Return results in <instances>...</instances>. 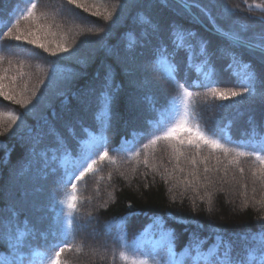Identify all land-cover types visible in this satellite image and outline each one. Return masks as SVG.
Here are the masks:
<instances>
[{
  "label": "trees",
  "instance_id": "obj_1",
  "mask_svg": "<svg viewBox=\"0 0 264 264\" xmlns=\"http://www.w3.org/2000/svg\"><path fill=\"white\" fill-rule=\"evenodd\" d=\"M146 1L79 0L89 9L85 12L68 0H35L38 22L51 26L47 33H38L41 42L50 49L48 52L7 34L0 35V74L8 77L2 83L4 90L14 96L12 100L0 96V113H14L17 117L13 121L7 115L0 116V259L13 252L10 242L23 232V243L16 250V255L23 258L21 264H45V257L59 251L56 245L64 248L60 257L62 264H130L120 259L121 252L130 259L146 260L147 264H171L173 258L192 264L188 246L197 239L202 245L199 251L209 254L211 248L215 260L223 264L225 247L229 244L231 258L242 260L246 251L255 247L253 237L264 234V181L259 178L264 165L256 159L257 155L264 157L261 150L264 149L261 116L264 85L259 75L263 70L255 63L264 66V56L223 39L205 24V18H211L219 33L232 34L233 39L261 50L258 46L264 42V0H196L200 8L206 9V14L198 7H192L190 14L176 1L168 0L167 4L160 1L161 6L176 9L177 15H173L185 28L194 30L199 38L206 36L207 55H197L194 65L202 66L203 70L211 68L214 80L203 86L195 66H188L183 51L175 57V80L166 79L156 70L153 61L157 47L168 43L167 34L164 42H151L147 49L150 59L146 61L150 65L144 74L148 73L152 81L163 83L169 95L161 100L153 96L142 98L139 94L140 101L150 109L143 106L145 112L139 113L137 129L123 120L127 113V95L122 94L123 85L127 87L126 75L122 71V59L116 61L118 53L111 54V51L119 48V55L137 52L136 45L140 46V55L146 51V43L141 42L125 50V36L136 30V16ZM54 4L81 19L82 24H70L59 18L51 8ZM2 6L0 31L7 33L4 25L10 19L14 23V18L29 4L27 0H9ZM97 11L99 15L92 14ZM108 13H112L111 18H106ZM17 27L27 33L36 30V23L32 19H20L12 28V36L17 34ZM216 41L237 52L239 62L244 59L255 63L252 70L257 78L252 94L245 92L228 68L232 57L220 56V49L218 54L217 49L211 50V43ZM58 46L66 47L67 51H61ZM168 47L171 50L170 44ZM18 51L37 60L21 58ZM180 84L192 93L191 97L183 95ZM213 87L242 95L220 100L211 95ZM82 93L91 98L89 113L79 112L81 98H86ZM102 93L111 96L110 109H102ZM17 100L28 103H17ZM174 102L180 116L187 104L190 127L198 126L234 151L225 155L207 146L197 151L185 143L180 145L183 155H179L170 147L175 140L161 139L152 145L150 141L162 135L158 121L169 115ZM116 109L120 115L119 123L114 125ZM71 119H75L73 123ZM175 119L167 120V126H172ZM182 135L188 139L186 134ZM101 141L111 159L99 161L103 148H95L93 157L98 163L94 170L82 180L74 181L76 207L71 212L72 227L65 238L61 234V221L69 218L67 203L72 191L70 184L65 186V169L72 168L83 143ZM26 146L28 150H24ZM236 152L251 155L237 156ZM28 154L35 158L34 164H29ZM16 164H22L29 180L39 183L43 189L37 196L41 197L40 206L46 208L37 215L41 222L37 223L49 224L47 234L35 232L31 227L36 216L12 207L20 206L19 202L3 196L6 174ZM38 168L42 171L38 172ZM86 225L96 228V242L91 241ZM90 251H95L93 261ZM195 255L193 251L192 256Z\"/></svg>",
  "mask_w": 264,
  "mask_h": 264
},
{
  "label": "snow or ice",
  "instance_id": "obj_2",
  "mask_svg": "<svg viewBox=\"0 0 264 264\" xmlns=\"http://www.w3.org/2000/svg\"><path fill=\"white\" fill-rule=\"evenodd\" d=\"M29 6L20 13L18 17H15V22L10 19L7 24L4 25L7 28V33L0 31V35L7 34L12 39L16 41L23 40L24 42L34 45L36 47L43 48L46 52L50 51V49L46 46V44L42 43L40 40V36L38 35L39 32L44 31L48 32L51 28L50 25H44L39 23L40 17L35 15V9L37 4L35 0H27ZM168 0H164V3L167 4ZM177 2L181 5L182 9L186 12H191L192 7L200 8V5L196 3V0H177ZM69 4H75L77 8H83L85 12L89 9L85 7L83 4L79 3V0H68ZM258 7V6H257ZM202 12H205L206 9L200 8ZM93 15H99V12H93ZM112 13H108L106 18H111ZM20 19H32L36 23V30H29L27 33H22L19 28L17 27V34L12 36V28L16 27L19 24ZM211 19V18H210ZM193 20H196V17L193 16ZM2 22V21H0ZM146 23H150V21H145ZM154 30H158L154 26ZM222 31V30H221ZM227 39H233L232 34H226ZM167 44L161 43L156 49V56L154 58L153 63L155 64L156 70L161 73L166 79L170 81H174L176 77L177 65L175 62V57L183 51L186 54L188 66H194V60L197 55L203 57L207 55V41L203 40L202 38L198 37V34L192 30L185 28L180 23H173L167 26ZM171 45V50H169L168 45ZM61 51H67V48L64 46H58ZM262 52H264V42H262L258 46ZM52 55H56L55 51L51 52ZM232 64H229V68L233 67V64L240 63L236 61L235 56L232 57ZM244 69L243 75L241 76V83L244 87L245 92L252 94L255 91L254 88V80L256 79L255 74L250 70V66L246 64H242ZM23 75V73H21ZM3 74H0V96H3L7 100L14 99V96L10 94V92H6L4 90L5 85L2 83L3 80L7 79ZM13 83L16 80V77H11ZM264 83V81H261ZM179 87L183 90V95L185 97H191L192 93L184 89V85L180 84ZM211 95L216 97L220 100H228L230 98L241 96L242 93L238 91H220L217 88L213 87L211 91ZM111 96L107 93L101 94V101H102V109L107 107L110 109L111 105ZM17 103H28V101H16ZM185 111L183 116L179 115V110L175 106V102L173 107L169 110V115L167 117L162 116L161 120L158 121L157 127L158 130H162V135H156L154 139L150 141L152 145H155L158 140H166V141H173L175 140V144H170L172 151L179 155H183L180 150V145H184L187 143L191 145L199 151L202 146H207L213 150H221L227 155L230 151H234V149H230L225 146V144L221 143L219 139H215L210 135H206L198 126L190 127L188 124V114H187V104H185ZM7 115L11 120L15 121L17 117L14 113H0V116ZM176 118L175 123L172 126H167V120ZM182 134H186L188 139L185 140ZM147 147V145H145ZM95 148H103V151L99 152V161H104L105 159H111L109 157V153L107 151L106 146L101 141L97 144L92 143H83L80 155L72 161V168L65 169L64 173V181L65 186L71 185V194L68 196V219L61 221L62 226V236L67 237L68 232L71 230L72 227V220H71V212L76 207V189L77 184L74 181H80L83 177L94 170V166L98 163L97 159L93 157V150ZM264 151V149H261ZM138 155V153H137ZM237 156H245L251 155V153L246 152H236ZM178 158V157H177ZM256 159L260 162L261 165H264V157L260 155L256 156ZM90 161V162H89ZM114 163L115 161L112 160ZM192 164L195 165V159H192ZM182 170V169H181ZM205 172L208 171L207 168L204 170ZM241 173L243 169L240 170ZM255 176L256 173H253ZM259 178L264 181V168L261 169ZM64 201H60V204L63 206ZM63 212L60 213V216H63ZM23 232H19L11 243V248L13 252L10 253L9 256L0 259V264H21L23 258L16 255V250L19 246L23 243ZM195 237V234H194ZM253 241L255 244L254 248H250L246 251V256L242 260H233L231 258V245L229 244L225 247V258L223 264H264V234L258 235L253 237ZM223 240L221 239V244L223 245ZM59 247V251H55L53 256L45 257L44 259L47 261V264H62L60 259L61 253L64 251L62 246L56 245ZM202 248V245L199 243L197 239L194 244L188 246V254L191 258L192 264H219L217 260H215L214 256L211 254V248L208 250L209 254H204L203 252L199 251ZM193 251H196V255L192 256ZM171 256V253H170ZM120 259L126 262L130 261V264H147L146 260H138L135 258L130 259L128 255L124 252L120 253ZM171 264H186L185 261H177L174 258L171 261Z\"/></svg>",
  "mask_w": 264,
  "mask_h": 264
},
{
  "label": "rangeland",
  "instance_id": "obj_3",
  "mask_svg": "<svg viewBox=\"0 0 264 264\" xmlns=\"http://www.w3.org/2000/svg\"><path fill=\"white\" fill-rule=\"evenodd\" d=\"M8 1L9 0H0V9H2V7H3L2 5L7 3ZM160 1L161 0H159V3H158L157 0H154V1L147 0L146 3L144 4L145 7L144 8L142 7L143 11L141 10V12L136 16V21H137L136 22V30L129 33L128 37L125 36V41H126L125 50L126 51L130 50V45H133V47H134L137 44V42H141L142 44L146 43V44H144V45H146V47H145L146 51H143V53H141V55H140L138 53L139 47H140L139 45L135 46V48L138 50L137 52L135 50L134 51H128V53H126V52L121 53L120 52L121 54L119 55V48H116L115 50L111 51V54H117L118 53L116 58H115L116 61H119L120 59H122V62H121V65H123L122 71H125V75H126L124 77V79L126 81H124V82L127 85V87L124 88V85H123V89L125 91L122 94L126 93V95H127V98L125 99L127 113H126V118L123 117V120L127 121V123L129 125L134 126L137 129L139 128V123H140V119H139L140 117L139 116H140V114L143 115L145 112L143 108L145 107L147 109H150L149 107H146L147 103L140 101L139 94H142L141 95L142 98L153 96V97L159 98L161 100L163 98L166 99L167 96L169 95V91H167V89H165V86L162 85L163 83L161 84V83H158L157 81H152L149 78L150 75L148 73L144 74L145 70H148V67L150 65V64H147L149 62V59H150V57H149L150 53L147 52V49H149L151 47V42H159V43L164 42L163 38L167 34V26L169 24L179 23L178 19H176L177 17L174 16V15H177L175 13L176 9L173 6L172 7L166 6V5L161 6ZM173 1H177V0H173ZM51 8H52V10H55L57 16H59V18H61L62 20L67 21L70 24L75 23V22L82 24L81 19H79L78 17H75V15L70 14L65 10L59 9V7L56 6L55 4L51 5ZM190 14H191V12H190ZM205 19H206L205 24L210 27V29L213 33L216 32L218 35L226 37V35L219 33V31H217L214 28V26L211 24V21L208 17H206ZM145 21H150V23H146ZM133 26H135V25H133ZM154 26L156 28H158V30H154ZM136 36H138L140 38V41H138L139 38H137ZM198 36H199V34H198ZM200 38L205 40L206 36H200ZM208 39H210V38L208 37ZM123 49H124V47H123ZM215 49H217V54H218V50L220 49V51H221V52H219L220 56H226L227 55L230 59H231V57L235 56V58L238 59L237 58V56H238L237 52H234L232 49H230L226 45L221 44L220 42L216 41V42L211 43V50L215 51ZM226 52H228V54ZM17 54L21 58H24V59L37 60V58L35 56H32V55L28 56L27 55L28 53H26L24 51H18ZM135 54L137 57H134ZM238 60H236V61H238ZM146 61H148V62H146ZM228 61H230V60L228 59ZM232 63H233V61H231L230 64H232ZM255 63H256L257 67L262 68L261 70H263V72L260 71L259 75H261V80L264 81V66L263 65L261 66L259 64V62L258 63L255 62ZM242 64L249 65L250 70L252 72H253L252 69L254 66V64H252L251 62H247V60H244V59L241 60L240 63L233 64V67L231 68L233 76L236 78L235 80L239 81L240 83H241V76L243 75V71H244ZM228 68H229V66H228ZM195 69L197 70L198 74H200L202 72L201 66H195ZM151 75H153V74H151ZM255 76H256V74H255ZM133 84H135V85H133ZM262 84L264 85V83H262ZM127 88H129V90ZM87 90H89V88ZM87 94H88V92H87ZM89 94H90V92H89ZM82 95L85 96L86 98H81L83 104L81 103L82 105H81V109L79 112L84 113L86 111L89 113L90 109L87 110V108H88L89 102H90V104H92V102L90 100L91 98H89V96L86 95L85 93H82ZM89 106H91V105H89ZM64 110H65V108H64ZM116 112H117V114H115L114 121H113L114 125L119 123L118 118H119L120 114L117 111V109H116ZM263 113H261V116L264 118ZM75 115H77V114H75ZM242 119L243 118L241 117L240 121H242ZM74 120L71 119V122L73 123ZM76 120L83 121L82 119H79V118H77ZM260 123L261 122H259L258 125H260ZM123 124L124 123H121L120 125H123ZM29 142L32 143L31 140ZM28 147L29 146H26L24 148V150H28ZM30 147H31V145H30ZM30 149H32V148H30ZM30 149H29V151H30ZM30 156H31V154H28L29 161H30L29 164H34L35 158L33 156H31V158H30ZM21 169H23V170L20 171ZM24 169H25V167L22 166V164L21 165L16 164L6 174V177L4 179V183L2 186L3 196L5 198H12V199L14 198V201L17 204L19 202L20 206L16 207V206L12 205V207L19 208L22 211H27L30 215L37 216L40 212H43V210L46 208L45 206H40L41 197L37 196L40 194V193H38V191H42L43 189L39 183H33L29 180L30 176H28V174L25 173ZM41 171H42V169L38 168V172H41ZM32 175H34L33 172H32ZM19 196H20V198L18 199ZM86 227L88 228L87 233H90L92 235L91 241L94 242L95 241L94 237L98 234L96 228L94 226L89 227L87 225H86ZM166 238H167V236H166ZM94 252L90 251V253H89L91 261H93L95 259L94 258ZM91 255H93V256H91Z\"/></svg>",
  "mask_w": 264,
  "mask_h": 264
},
{
  "label": "bare ground",
  "instance_id": "obj_4",
  "mask_svg": "<svg viewBox=\"0 0 264 264\" xmlns=\"http://www.w3.org/2000/svg\"><path fill=\"white\" fill-rule=\"evenodd\" d=\"M252 48V47H251ZM255 50V49H253ZM23 169H21L20 171H22ZM39 217L36 216L35 219H34V225L31 224V227H33V230H35V232H40L41 234L44 233V234H47L48 231L50 230V226L49 224H47L46 222H43V225H38V223L40 224L41 222H39ZM38 221V223H37ZM41 221H44V219H41Z\"/></svg>",
  "mask_w": 264,
  "mask_h": 264
},
{
  "label": "water",
  "instance_id": "obj_5",
  "mask_svg": "<svg viewBox=\"0 0 264 264\" xmlns=\"http://www.w3.org/2000/svg\"><path fill=\"white\" fill-rule=\"evenodd\" d=\"M240 45L244 47V45H242V44H240ZM257 53H259V54L264 56V52H262V51L257 50Z\"/></svg>",
  "mask_w": 264,
  "mask_h": 264
}]
</instances>
